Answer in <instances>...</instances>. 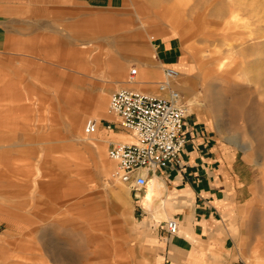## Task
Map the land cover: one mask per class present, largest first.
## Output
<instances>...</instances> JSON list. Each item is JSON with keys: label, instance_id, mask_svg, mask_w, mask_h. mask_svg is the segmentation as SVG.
Masks as SVG:
<instances>
[{"label": "rangeland", "instance_id": "obj_1", "mask_svg": "<svg viewBox=\"0 0 264 264\" xmlns=\"http://www.w3.org/2000/svg\"><path fill=\"white\" fill-rule=\"evenodd\" d=\"M29 7L17 50L0 51V264H157L150 237L159 240V219L143 221L139 197L114 175L108 146L98 154L83 144L85 151L69 126L76 113L85 136L98 95L105 92L107 113L109 95L121 88L91 57L145 61L143 43L156 48L155 82L159 62L184 66L171 86L193 83V96L174 88L186 124L203 122L230 156L239 264H264V0H109L68 11L31 0ZM97 13L109 18L98 37L115 43L84 33Z\"/></svg>", "mask_w": 264, "mask_h": 264}, {"label": "crops", "instance_id": "obj_2", "mask_svg": "<svg viewBox=\"0 0 264 264\" xmlns=\"http://www.w3.org/2000/svg\"><path fill=\"white\" fill-rule=\"evenodd\" d=\"M37 1L52 6V8L67 11L75 10L78 7L86 10L98 8V6L109 2V0ZM30 2L31 0H0V51L17 50L16 46L19 43L14 41L26 35L19 29L22 25L29 23L31 19ZM107 20L109 21V18L105 19L97 13L96 18L90 19L91 23H84V33L95 37L105 45L115 43L106 36L98 37L100 29L104 30L107 27ZM144 32L147 31L144 30ZM155 34L156 39H165L164 34ZM64 38L68 42L73 41L67 32ZM154 39L155 36L148 37L149 42ZM139 46L141 49L140 47L137 49L138 53L145 58V61L128 60L124 56L123 62L116 64L112 57L98 53L91 57L89 64L98 69H105L109 76L114 74L115 81H119L121 88L152 93V88L158 83L155 81L159 78L154 69L157 63L154 59L156 48L153 44L150 49L144 43ZM160 54H164V51H161ZM133 61L137 65V75L131 82L128 81V78L121 80L128 63ZM163 67H165V62H159L157 72L164 69ZM115 68L117 70H114ZM175 68L179 72V78L184 75V66ZM138 75L141 76V81L137 83ZM176 86H174L175 89ZM105 98V92L98 95L89 112L90 118H95L97 122L101 119H104L103 121L110 119L104 107ZM78 124L79 116L73 113L69 123L70 130L75 143L84 149L83 143L78 140L79 136H82ZM186 132L187 143L181 153L182 167L161 170L155 172L154 175H147V183L142 188L145 191L144 197L141 194L142 190L136 195V199L138 197L140 199L141 211L147 214L143 221L156 222L159 219L156 222L158 223L159 240L150 237V241L156 243L161 253L157 264H239V255L231 224L234 209L230 206L232 185L231 180L228 179L227 169L230 156L222 153L211 132L198 119L191 120L188 125L186 124ZM90 138L94 140L96 144L94 147L98 149V154L103 153L102 150L106 145L109 147L119 142L132 141V137L124 131L116 128L107 130L104 122L99 124L98 129L93 135H90ZM254 188L256 189V186ZM147 202H149L148 205H146ZM170 219L177 222L178 233L176 235L166 232L164 224ZM255 252L253 251L254 255H256ZM253 253L250 255L254 256ZM258 256L256 255V257Z\"/></svg>", "mask_w": 264, "mask_h": 264}, {"label": "built area", "instance_id": "obj_3", "mask_svg": "<svg viewBox=\"0 0 264 264\" xmlns=\"http://www.w3.org/2000/svg\"><path fill=\"white\" fill-rule=\"evenodd\" d=\"M137 67L128 72V81L137 75ZM163 78L155 85V93L119 88L108 98L110 121L88 119L83 132L93 134L104 122L105 128L128 133L132 141L119 142L107 148V158L116 166L114 175L129 191L137 195L147 183V175L182 167L181 153L187 143V107L171 82L178 78L174 68H164ZM166 232L178 233L174 219L165 222Z\"/></svg>", "mask_w": 264, "mask_h": 264}, {"label": "bare ground", "instance_id": "obj_4", "mask_svg": "<svg viewBox=\"0 0 264 264\" xmlns=\"http://www.w3.org/2000/svg\"><path fill=\"white\" fill-rule=\"evenodd\" d=\"M170 27V26H169ZM170 29V28H169ZM152 47V46H151ZM162 78H163V74H162ZM136 79H137V83L138 82H140L141 81V76L140 75H138L137 77H136ZM176 80V79H175ZM173 88V87H172ZM176 89H178V90H180V91H182V92H184L185 94H188V95H194V90H193V83H192V81H191V79H186L185 80V82H183L182 84H179V85H177L176 86ZM187 105H191V103L190 102H187ZM92 120H94L95 121V123H96V125H97V121L95 120V118L94 119H92ZM96 132V131H95ZM94 132V133H95ZM93 133V134H94ZM83 134H84V132H83ZM93 134H91V135H93ZM85 135V134H84ZM88 136H90V135H88ZM81 143H83L86 147H92V146H95L96 144H95V142H94V140L92 139V138H89V137H87V135H85V136H79V139H78ZM103 157H101V159H100V164H101V167H102V169H101V171H102V174H105L107 171H106V164H105V162L103 161V159H102ZM111 192H113V190L111 191ZM148 199V198H147ZM258 201V200H257ZM150 202H152V201H150ZM149 204V202H147L146 203V205H148ZM264 225V224H263ZM258 259V258H257Z\"/></svg>", "mask_w": 264, "mask_h": 264}]
</instances>
